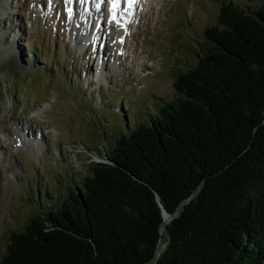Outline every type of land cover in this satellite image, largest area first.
Wrapping results in <instances>:
<instances>
[{"label":"trees","instance_id":"obj_1","mask_svg":"<svg viewBox=\"0 0 264 264\" xmlns=\"http://www.w3.org/2000/svg\"><path fill=\"white\" fill-rule=\"evenodd\" d=\"M259 1H222L198 63L174 75L176 97L105 135L106 160L48 191L6 235L0 264H264ZM164 212L174 215L165 223Z\"/></svg>","mask_w":264,"mask_h":264},{"label":"rangeland","instance_id":"obj_2","mask_svg":"<svg viewBox=\"0 0 264 264\" xmlns=\"http://www.w3.org/2000/svg\"><path fill=\"white\" fill-rule=\"evenodd\" d=\"M222 1L252 8L260 2L154 0L151 10L119 0L126 12L116 15L120 21L115 18V24H124L122 16L130 21L135 17L138 30L132 33L131 26H122L128 30L125 38H117L119 33L114 38L123 57L107 61L116 70L102 68V77L96 80L94 75L89 82L86 68H98V59L93 62L83 54L85 10L92 29L100 14L113 20L109 15L116 12L106 9V0L100 1L97 13L87 6L89 0L83 5L73 0L67 6L71 19L64 0H52L51 6L49 0H0V260L8 232L25 227L41 203L47 204L48 191L66 192L87 174L92 161L106 160L105 135L125 123L148 120L159 99L176 97L174 75L198 63L203 31L216 22ZM96 39L89 52L96 50ZM42 52L49 56L48 64L42 62ZM110 97L117 102L111 104ZM40 130L48 137H40ZM27 133L32 135L25 140ZM19 134L23 138L17 140Z\"/></svg>","mask_w":264,"mask_h":264},{"label":"bare ground","instance_id":"obj_3","mask_svg":"<svg viewBox=\"0 0 264 264\" xmlns=\"http://www.w3.org/2000/svg\"><path fill=\"white\" fill-rule=\"evenodd\" d=\"M87 1L88 0H85V2H87ZM100 1H102V0H89L90 4L89 5L87 4V6H89L90 8H93V10L95 8V12L97 13V12H99L98 4L100 3ZM126 2L128 5V0H126ZM126 2L124 5H126ZM134 4L137 7H140L142 9H144L146 7V5H148V7L152 10L153 6H154V0H135V2L132 5H134ZM85 16L87 17V19H85V22L83 23L82 28L85 29L84 30L85 34L88 33L85 35L88 46L83 48V54L84 55L87 54L90 60L93 59V62H95V60L98 59V65L101 66V70L98 72L96 71V74H94V69H92V66L90 64H89V66H87L86 75L90 74V76H89V82H90L91 80H95V78H93L94 75L96 76V80H98L99 78L102 77V68H107L110 72L113 70H116L117 65L114 63L111 65H108L107 61L110 58L122 59V57L120 58L119 56H117L115 48L111 42L114 40V37L116 35H118V33L120 36L124 37L126 30H124V27H122V26L124 25L125 29H126V26H127V28H129L131 21L128 18V16H126V17L122 16L123 19H121V21H123L124 24H120L118 27V25L115 24L117 22L116 21L117 18L115 20H110V19H108V17H107V19H105L104 15L100 14V15H98L96 22H95V25L92 29V21H89V17H88V15H86V10H85ZM141 18H142V13L140 12L139 16H138V22H139V20H141ZM99 20H101V23L99 24V26L97 28L96 25H97ZM117 20H119V19H117ZM20 22L22 25L24 24V20H22V18H21ZM139 24L140 23L136 22L137 27L139 26ZM94 30H95V33L98 34L100 41H99V44L97 45V47H95L96 50H92L89 52V49H91V46L94 42V35H95ZM92 31L94 34L91 35L90 32H92ZM79 42L80 41H78V43ZM121 56H123V55H121ZM46 106H47V104H46ZM36 149H37V147L33 148V150L35 152H36ZM1 161H2V159L0 158V162ZM165 219H167L166 216H165Z\"/></svg>","mask_w":264,"mask_h":264},{"label":"snow or ice","instance_id":"obj_4","mask_svg":"<svg viewBox=\"0 0 264 264\" xmlns=\"http://www.w3.org/2000/svg\"><path fill=\"white\" fill-rule=\"evenodd\" d=\"M65 2V5H66V8H67V11L69 13V19H71L72 17V9L70 7H67L68 5L72 4L73 3V0H64ZM119 2V0H113V7L111 9V11L114 13L115 12V8H116V5L117 3ZM135 2V0H128V4H129V7H131V5ZM51 3H52V0H49V4L51 6ZM80 3L81 4H84L85 3V0H80ZM112 19L115 20V15L112 16Z\"/></svg>","mask_w":264,"mask_h":264},{"label":"water","instance_id":"obj_5","mask_svg":"<svg viewBox=\"0 0 264 264\" xmlns=\"http://www.w3.org/2000/svg\"><path fill=\"white\" fill-rule=\"evenodd\" d=\"M164 215L167 217V219H164V223L167 222L172 216H174L173 214H169L167 212H164Z\"/></svg>","mask_w":264,"mask_h":264}]
</instances>
